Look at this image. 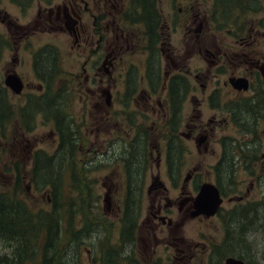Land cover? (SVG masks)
Instances as JSON below:
<instances>
[{
	"label": "flooded vegetation",
	"instance_id": "af4514ba",
	"mask_svg": "<svg viewBox=\"0 0 264 264\" xmlns=\"http://www.w3.org/2000/svg\"><path fill=\"white\" fill-rule=\"evenodd\" d=\"M8 1L24 10L33 0ZM138 2L143 28L139 17L131 16V0H36L35 18L26 24L12 21L0 9V23L4 26L0 33V63L6 64L2 70L4 80L0 82L1 106L11 107L22 132L33 130L37 116L53 122L48 135L57 143L52 151L22 145L20 151L16 147L12 152L22 154L27 150L30 162L39 151L40 155L59 156V144L70 136V116L63 111L68 108V84L54 88V78L61 77L55 64L66 55L74 64L68 77L77 82L80 112L78 129L71 138L83 143L80 152H73L75 159L81 150L91 153L84 144L99 143L103 126H109L113 135L125 134L123 142L136 130L135 141L141 142L138 148L145 150L139 152V157L146 156L143 167L150 168L143 185L151 206L150 216L141 221L140 215L134 218L128 264H210L213 255L217 259L211 264H226L228 257L246 264L238 254L220 250L222 247L217 246L221 240L215 237L207 242L212 247L198 249L199 240L194 250L177 236L174 227H181L189 218L222 217L225 198L232 191H240L237 186L245 180L248 185L244 188L249 194L255 187L264 188V0H215L209 21L208 17H200L197 2L190 1L186 7L179 6L178 14L169 22L160 8L162 0H157L158 7L155 0ZM218 7L225 25L215 21ZM238 10L241 15L232 17ZM215 30H221L222 36ZM39 31L62 34L66 52L60 54L58 46L51 43L36 44L30 38ZM180 31L183 39L173 41ZM8 74L20 80L21 89L15 93L21 97L17 105L13 101L9 104L13 89L5 83ZM26 76L38 82H28ZM54 111L62 113V129L55 124ZM170 143H178L176 168L180 173L177 182L172 186L169 183L170 189L176 190L172 197L160 177L162 171L170 172ZM149 145H154L155 157ZM2 148L5 149L3 145ZM195 151L213 154L217 159H238L240 165L235 168L240 167L243 179L239 181L238 175L233 180L229 173L220 172L218 161L217 165L206 166L202 159L195 164L189 159L187 166L184 156L189 153L193 157ZM64 155L69 157L70 153ZM119 167L124 169L121 164ZM204 183H212L221 197L213 215L195 214V198ZM247 193L227 200L243 206ZM134 205L141 206V200L134 201ZM174 212L177 221L171 216ZM165 227L171 237L167 241L159 235ZM141 239L142 261L135 255ZM161 240L168 248L163 256L154 249ZM204 253L209 254L206 259L199 257Z\"/></svg>",
	"mask_w": 264,
	"mask_h": 264
},
{
	"label": "rangeland",
	"instance_id": "374dc122",
	"mask_svg": "<svg viewBox=\"0 0 264 264\" xmlns=\"http://www.w3.org/2000/svg\"><path fill=\"white\" fill-rule=\"evenodd\" d=\"M155 1V7H158L159 3H157V0ZM169 1L170 0H162V2H160V8L163 9V13L168 22L173 20L175 15L178 14L177 9L179 6L186 7L189 5L190 1L197 2L200 17H208V21L210 20V11L213 7H215V0H178L174 4L171 2L169 4ZM131 2L133 7L131 16L134 17V19L139 17V25H141L142 15L140 13V4L138 0H131ZM36 6V0H33L27 8L22 10L20 7L14 6L8 0H0V9L6 11L9 14V18L11 20L13 19L14 21L22 24H26L28 21L33 22L35 18ZM238 12V14L236 12L232 17H238L241 15L239 10ZM214 17L217 24L224 23L221 7L217 8ZM135 22L137 21L135 20ZM141 26L143 28V25ZM141 26H139V29ZM3 29L4 26L2 23H0V33L3 31ZM12 32H15L14 29H12ZM215 33H218L222 36L221 30H215ZM55 34L56 32L49 34L47 31H39L30 39L35 40L36 44L51 43L55 46L57 45V49L60 51V54L63 55V53L66 52L65 39L62 34ZM10 39L16 40L14 37H11ZM173 39V41H175V39H183L182 32L180 31L178 36L176 38L174 37ZM1 40L2 38L0 35V41ZM69 62L70 59L67 60L65 55V58L61 59V63L55 64V69L57 72L59 71L61 77L54 78V81H56L54 88L64 87L63 83L68 84V87H66L68 94V108L64 107L63 111L67 112V114L70 116V134L72 136L73 131L78 129L77 126L79 124L78 121L80 112L78 93L76 89L77 82L73 79L70 80L68 77V71L73 70L74 64ZM45 65L46 64H44V66ZM5 67L6 64L0 63V82H3L4 80L3 78L5 74H2V70ZM67 77L69 80L64 81ZM24 79L28 82H38V80L33 76H26ZM46 79L48 80V78ZM72 89H74V91ZM15 93L16 92L13 90L11 93V98L9 97L10 105L11 101H13L15 105L20 103L21 97L15 95ZM12 94L14 97H12ZM187 104L188 102L186 103V107L188 108L189 106ZM3 110L10 111L11 107L9 106V108H4ZM54 113L56 114L55 124L59 125V129H62V113L61 111H54ZM6 119L0 122V186L3 187H7V182H5L6 180L9 182L13 181V175H6L7 173L2 168L7 160H19V162H21V167L22 164L26 168L31 166V162L26 158V155L28 154L27 150H22V154H16L18 152H12L16 150V147L19 150L21 149L22 145H29L30 148L37 147L39 149H43L44 151H52L57 145L56 141L48 135L50 128L53 126V122L45 121L44 119L42 120L41 116H37L36 124L33 130L27 133L18 130L19 127H17L18 125L15 123L14 117H12V115H10L7 120ZM144 130L150 131V129H147V127H145ZM112 132H110L109 126H103L99 143L93 145L84 144L87 148L90 147L91 153L81 150V155L76 154L77 159L75 166H77L80 170L84 167L80 178L77 180V183H80L78 186L81 190L73 188V191H71V187L70 189H66L73 196L84 195L86 197L85 209L86 204L90 202L89 211L94 217L91 216L93 218L91 220H89L87 217L86 221L84 208L80 204L74 208L73 206L69 205V213H66L65 220L69 219V224L77 222L78 228L84 226L87 227L90 222L93 228H90L91 230L86 228L82 234L76 229H74L73 234L72 228L69 239H76L77 242L65 240L63 248L66 247V256L60 258L61 260L65 261V264H74L75 258H77L81 264H128V239L122 240V238H126V233L122 232L126 230V227H124L123 224V217L126 211L124 199L129 197L130 202L132 201L128 218L131 213L130 219H133V222L135 221L134 218L137 215H140V221L142 219L144 220L146 215L150 216L149 211L151 206L149 198L144 191L145 187L143 186L146 185V182H144L145 173L149 176L150 168L147 166L145 169L143 167V163L145 161L143 157H139L138 145H141V142L135 141V135H137V132L136 130H133L127 142L122 141V138L126 137L125 134L120 133L118 134L120 137H118L113 135ZM20 133H22L21 136ZM79 134L81 135V133ZM112 135L113 140H110ZM73 141L77 143L75 151H78L79 146H81L83 143L79 140ZM1 144L6 150L2 148ZM170 144L172 150L167 151V156L169 152H173L172 158H174V163L172 158H167L170 164V172L165 173L162 171L160 173V177L166 183V185H168L170 190L168 195L169 197H172L175 195L176 190L175 187H171L170 189L169 183L172 186V182H177L180 173L178 168H176V155H178L177 152L179 151L177 147L178 143ZM160 145L164 146L165 144L160 143ZM149 148L153 150V155L155 157L154 145H149ZM26 149H28V146ZM127 149H129V151H127ZM128 152H132V157H127L125 155ZM15 155H19V157H16ZM189 159L194 162L193 164H195L196 161L202 159L203 164L206 166L217 165L218 161L219 166L217 169L220 172L229 173V178L231 179L233 176V180H236L238 175L241 177L239 181L243 179V174L241 173L240 167L238 168L237 166V169L235 168L236 164L240 165L238 159H217L213 154H201L196 151L193 157H191L189 153L184 156L183 160L186 162L187 166H190ZM119 164L123 165L124 169H120ZM246 170L247 169H245V171ZM84 171L85 176L83 175ZM66 172L67 171H64L65 175H67ZM246 173H248V171H246ZM249 177L251 178L252 175ZM114 183L119 186L114 185ZM247 185V181L245 180L242 182L241 186H237L241 189L240 191H232L233 193L230 192V195H227L222 213L224 215L222 217L218 216L212 219H185L181 227L180 224L174 227L177 236L182 240L185 239L186 242L190 244V247H192L194 250L196 249L195 242L199 240L201 241V244L197 246L198 249H201L202 246L206 248L212 247L208 245L207 242L210 238L215 237L218 241L221 240L217 246L222 247L221 249L219 248L220 250L223 249V251H228V253L234 255L238 254L242 259H244L246 264H264V188L261 187L259 189L258 187H255L250 191L251 193L249 194L245 190ZM32 190L33 191H31L30 194L22 193L23 197L28 200V203L33 208L48 209L49 206L48 202L46 201V191L44 188ZM243 193L248 194L246 201L243 203L245 205L243 206L239 205L241 203L238 201L230 202V200H227L230 197L237 198ZM136 200H141V206L134 205V201ZM81 210H83V213ZM8 215H11V212H8ZM171 216L173 220H178V215L176 212H174ZM84 217L86 225H84ZM128 218L126 221H128ZM159 235L161 237L164 236L163 239L165 241L169 240V238L171 239V237H169V231L166 227L163 232L159 233ZM163 243L164 241L161 240V242L154 247L157 253L162 256L168 250L166 244ZM136 247L135 255L139 256L140 258L141 254H143V239H141L139 242L137 241ZM214 247L216 248V246ZM0 249L4 254L10 250L12 251V248L9 245L7 246L4 242L1 243ZM9 254L12 253H8V256ZM208 255L209 254L204 253V255H200L199 257L206 259ZM216 259V255H213L210 264L212 262L215 263L214 261H216Z\"/></svg>",
	"mask_w": 264,
	"mask_h": 264
},
{
	"label": "trees",
	"instance_id": "16d2710c",
	"mask_svg": "<svg viewBox=\"0 0 264 264\" xmlns=\"http://www.w3.org/2000/svg\"><path fill=\"white\" fill-rule=\"evenodd\" d=\"M4 108H9V105H5ZM4 108L0 103V122L12 115V111L3 110ZM76 147L77 143L72 140L70 134L68 139L59 144L57 152L60 154L55 158L40 155L39 151L32 156V166L28 168L23 164L21 167L19 160L12 159L7 160L2 166L6 175H13V181L6 180L7 187L0 186V245L4 242L12 248V251L4 254L0 249V264H65L60 258L66 256V247L63 246L65 240H72L69 239L72 228L73 234L74 229L82 234L86 228H93L90 222L87 227L78 228L77 222L69 224V219L65 220L66 213H69V205L74 208L80 204L84 208L86 221L87 217L89 220L94 217L89 211L90 202L86 204L85 209L86 197L73 196L66 189L71 187V191L73 188L81 190L77 180L83 171L75 167L76 159L73 152ZM144 151L139 149L140 153ZM66 152L70 153L69 157H65ZM143 159L146 161V156ZM64 171H67V175ZM83 175L85 176V171ZM41 188L46 191L48 209L33 208L22 195V193L30 194L32 189ZM124 206L126 211L123 224L126 230L122 232L126 233V238L122 240L129 241L133 237L135 226L133 219H130L131 213L128 218L131 210L129 198L125 200ZM8 212H11V215H8ZM81 212L83 213V210ZM85 217L84 225H86ZM73 241L77 242L76 239L71 242ZM8 253L12 254L8 256ZM74 260V264H81L77 258Z\"/></svg>",
	"mask_w": 264,
	"mask_h": 264
},
{
	"label": "water",
	"instance_id": "95a60500",
	"mask_svg": "<svg viewBox=\"0 0 264 264\" xmlns=\"http://www.w3.org/2000/svg\"><path fill=\"white\" fill-rule=\"evenodd\" d=\"M5 83L16 93L21 89L20 80L14 74H8L5 77ZM220 202L221 197L218 189L212 183H204L195 198V206L197 208L195 214L213 215ZM226 264H244V262L233 257H228Z\"/></svg>",
	"mask_w": 264,
	"mask_h": 264
}]
</instances>
